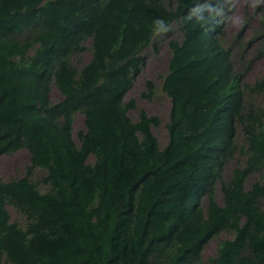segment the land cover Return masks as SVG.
Instances as JSON below:
<instances>
[{
    "label": "trees",
    "instance_id": "1",
    "mask_svg": "<svg viewBox=\"0 0 264 264\" xmlns=\"http://www.w3.org/2000/svg\"><path fill=\"white\" fill-rule=\"evenodd\" d=\"M223 2L0 0V155L30 153L22 176L0 177V264H264V74L245 80L264 55V30L250 40L256 57L241 51L236 69L225 21L210 18ZM173 24L161 146L160 118L140 109L133 120L137 106L125 96L144 50H157ZM147 86L151 98L154 82ZM238 151L245 161L226 179L224 159ZM212 240L216 253L205 259Z\"/></svg>",
    "mask_w": 264,
    "mask_h": 264
},
{
    "label": "rangeland",
    "instance_id": "2",
    "mask_svg": "<svg viewBox=\"0 0 264 264\" xmlns=\"http://www.w3.org/2000/svg\"><path fill=\"white\" fill-rule=\"evenodd\" d=\"M225 13V14H224ZM222 15V21H225L223 28V40L227 45L233 46V59L236 60V69L242 65L237 60L238 54L246 53L245 57L248 59L255 58L258 54V42L250 45V40L254 37V32L257 29L264 30V0H224L221 10L214 11L213 8L210 12V18ZM217 20V19H216ZM212 22H215L212 21ZM180 35V28L177 24H173L169 31L158 35L157 50L148 47L144 50L147 57L146 64L141 72L136 77L132 87L125 96V102L134 100L137 108L129 110V115L133 120L139 117V110L144 109L150 115H157L161 123L157 127H153L154 133L158 137L161 146H164L168 141L167 122L169 121V113L171 108V98L168 97L162 90L163 75L167 72L169 57L171 54L169 48V41L172 38H177ZM239 39V40H238ZM90 45V40L88 41ZM242 54V53H241ZM91 58L90 50L74 57L73 62L78 67ZM264 74V55L256 58L253 66L246 73L245 80L253 82ZM153 81L155 85L154 94L151 98L144 97L143 93L148 91L147 81ZM51 98L57 101L61 98V93L58 88L53 85L51 88ZM74 137L78 141V132L85 128L84 115L78 113L75 117L74 123ZM237 131L241 141H243V132L240 126ZM93 157H90V160ZM245 161V156L240 152H236L231 160H227L223 166V177L228 179L235 166H240ZM30 163V153L28 149H19L13 153H4L0 155V177L4 180H11L13 178L22 176L25 167ZM41 177V172L36 171L34 179ZM258 178L257 173H252L246 180L247 186ZM43 191L47 190V186L40 184ZM219 203H223V193L220 186L217 188L216 195ZM12 221L18 222L24 226L26 217L19 212L14 206H8ZM228 233L223 232L221 237H228ZM217 250V241L212 240L204 246L203 256L208 258L213 256Z\"/></svg>",
    "mask_w": 264,
    "mask_h": 264
},
{
    "label": "clouds",
    "instance_id": "3",
    "mask_svg": "<svg viewBox=\"0 0 264 264\" xmlns=\"http://www.w3.org/2000/svg\"><path fill=\"white\" fill-rule=\"evenodd\" d=\"M222 9V8H221ZM220 9V10H221ZM225 14V13H224ZM223 14H220V15H218V19H220L219 17L220 16H222ZM217 19V18H216ZM215 18H213L212 19V21H214L215 20V22L217 21ZM215 22H213V23H215ZM154 23H156V24H160V26H161V29L163 28V21H161V20H157V21H155ZM161 29H156V31H159V30H161ZM211 29V28H210ZM236 153V152H235ZM235 153L232 155V156H226L225 157V159H224V163L227 161V160H231L233 157H234V155H235ZM237 167H239V166H237ZM222 169H223V166H222Z\"/></svg>",
    "mask_w": 264,
    "mask_h": 264
}]
</instances>
